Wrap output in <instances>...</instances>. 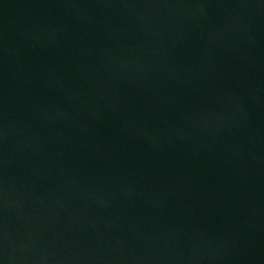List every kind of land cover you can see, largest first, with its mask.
<instances>
[{
	"label": "water",
	"instance_id": "obj_1",
	"mask_svg": "<svg viewBox=\"0 0 264 264\" xmlns=\"http://www.w3.org/2000/svg\"><path fill=\"white\" fill-rule=\"evenodd\" d=\"M0 264H264V0H0Z\"/></svg>",
	"mask_w": 264,
	"mask_h": 264
}]
</instances>
